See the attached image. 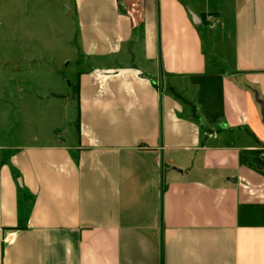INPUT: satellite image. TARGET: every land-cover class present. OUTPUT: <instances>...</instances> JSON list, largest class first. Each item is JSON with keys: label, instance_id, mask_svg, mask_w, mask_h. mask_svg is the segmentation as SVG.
<instances>
[{"label": "crops", "instance_id": "0c3cea01", "mask_svg": "<svg viewBox=\"0 0 264 264\" xmlns=\"http://www.w3.org/2000/svg\"><path fill=\"white\" fill-rule=\"evenodd\" d=\"M256 96L264 0H0V264H264Z\"/></svg>", "mask_w": 264, "mask_h": 264}, {"label": "built area", "instance_id": "2783aa9c", "mask_svg": "<svg viewBox=\"0 0 264 264\" xmlns=\"http://www.w3.org/2000/svg\"><path fill=\"white\" fill-rule=\"evenodd\" d=\"M127 1H129V0H127ZM135 1V0H134ZM135 3V2H134ZM133 2H131V7H129V8H126L127 9V14L130 16V17H133L132 16V13H133V11H134V8H135V5L136 4H134ZM208 20L212 23V25H214L215 24V20H216V18L214 17V16H212V15H209L208 16ZM1 150H2V148L0 147V175H1V171H2V157H1Z\"/></svg>", "mask_w": 264, "mask_h": 264}, {"label": "rangeland", "instance_id": "374dc122", "mask_svg": "<svg viewBox=\"0 0 264 264\" xmlns=\"http://www.w3.org/2000/svg\"><path fill=\"white\" fill-rule=\"evenodd\" d=\"M74 104L72 103L71 104V112H70V115H71V117H72V114H73V109H74ZM68 129V126H66L65 128H61L59 131H60V133H63L64 131H66ZM71 135H72V132L74 131V127L73 126H71ZM63 135V134H62ZM64 139H65V141L66 142H70V139L69 138H66V136L65 137H63Z\"/></svg>", "mask_w": 264, "mask_h": 264}, {"label": "water", "instance_id": "95a60500", "mask_svg": "<svg viewBox=\"0 0 264 264\" xmlns=\"http://www.w3.org/2000/svg\"><path fill=\"white\" fill-rule=\"evenodd\" d=\"M256 100L261 106L262 116L264 118V103L262 101H260L257 96H256Z\"/></svg>", "mask_w": 264, "mask_h": 264}]
</instances>
